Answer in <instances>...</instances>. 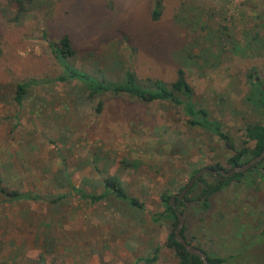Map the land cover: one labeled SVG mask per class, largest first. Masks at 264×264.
I'll list each match as a JSON object with an SVG mask.
<instances>
[{"label": "rangeland", "instance_id": "obj_1", "mask_svg": "<svg viewBox=\"0 0 264 264\" xmlns=\"http://www.w3.org/2000/svg\"><path fill=\"white\" fill-rule=\"evenodd\" d=\"M155 1L30 0L17 15L14 0H0L1 185L64 194L63 170L87 193L99 194L102 178L114 177L126 196L90 205L74 197L6 202L0 194V264H145L152 256L148 264H178L165 245L171 220L152 221L160 195L177 194L205 166L227 170L232 155L165 102L87 98L74 83H53L31 88L17 106L16 82L59 74L49 42L66 35L67 61L112 81L130 71L138 82L168 84L181 69L192 100L236 148L245 125L264 124L255 97H247L250 78L264 93V0H160L152 21ZM200 178L216 184L209 174ZM203 188L185 194L186 240L223 264H264V170L222 186L206 209L196 200Z\"/></svg>", "mask_w": 264, "mask_h": 264}, {"label": "trees", "instance_id": "obj_2", "mask_svg": "<svg viewBox=\"0 0 264 264\" xmlns=\"http://www.w3.org/2000/svg\"><path fill=\"white\" fill-rule=\"evenodd\" d=\"M28 2H30V0H14L17 15L24 11L23 7L25 3ZM154 3V8L150 16L152 21H155L159 16L160 0H156ZM48 48L54 61L60 68L59 74L51 79L30 78L25 81L16 82L14 84L13 102L17 106H20L25 94L30 91V89L33 87H41L53 83H74V85H76V87L80 91L86 92L87 98L100 97L103 95H110L116 97L123 96L128 99H133L142 103L165 102L178 107L180 109L181 115L184 117L189 127L198 128L215 136L219 141L223 143V145L227 149L232 151V155L228 157L225 161V164L228 167L227 170L220 168L218 165L205 166L203 168H209L213 171L221 169L223 172H227L230 168L234 166H241L253 159L254 157L258 156L264 148V124L245 125L242 129V144L239 146V148L234 147L232 139L225 132L222 131L221 124L217 121L209 119L208 112L205 110V108L199 106L192 100V89L186 83L184 79V73L181 69H176L175 79L168 84H165L158 80L149 79L143 82H138L134 74L130 71H125L123 75L119 79H117V81H112L106 78H98L92 74H88L83 70L73 67L67 61L68 57L72 56L73 50L66 35H63L55 43L49 42ZM249 81L250 92L247 97H249L250 100L255 97V102H257L256 108H258L260 110L261 115L264 116V93H261V91L257 92L258 88H255V86H259V82H256L252 78H250ZM100 109L101 102H98L96 105V110L99 112ZM248 142L251 143V145L246 147L245 145ZM262 161L253 165L247 171L254 169L264 170V165L261 163ZM194 173H192L189 179L193 176ZM59 175L60 176L58 177V180L60 181L59 183L61 188H66V193L64 194H57L53 196L40 195L30 192H7L5 188L1 185V179L0 194L4 197L6 202L45 201L51 204L56 202H62L67 197L77 198L83 202H87L90 205H94L100 200L106 199L108 195H112L121 200L126 198L122 188L120 187L119 182L114 177H103L101 180L102 191L99 194H95L93 192L87 193L82 189L73 186L69 175L65 171L62 170ZM241 177L242 174H233L222 182H220L219 178L217 177L215 185L205 184L202 179L198 177L187 192H191V190H193L196 184L201 183L204 188L199 191L196 200L202 199L200 205L203 207V209H206L208 207L207 200L210 195L217 192L222 186L228 184L229 182L238 181ZM182 188H180V190ZM170 197L171 195L169 196L164 193L160 195L161 210L155 217H152V221L157 222L160 219L171 220L172 228L170 233L167 235L165 245L168 249L174 252L175 256L177 257L178 264H201L197 257L188 255L184 251L182 246L178 245L173 239V231L176 226V216L174 214L175 211H173V208H171V206L168 204V200ZM184 199L190 202V199H188L185 195ZM127 203L135 204V206H141V204L137 203L134 199L128 200ZM260 234L261 236L264 235V221ZM180 235L185 242L191 245L190 242L187 241L184 236V226H182L180 230ZM193 247L202 251L197 246ZM202 252L205 254V258L208 264H223L225 261L224 259L220 258H210L206 255L204 251ZM153 259V256L150 258H146L144 260L145 264L150 263Z\"/></svg>", "mask_w": 264, "mask_h": 264}, {"label": "water", "instance_id": "obj_3", "mask_svg": "<svg viewBox=\"0 0 264 264\" xmlns=\"http://www.w3.org/2000/svg\"><path fill=\"white\" fill-rule=\"evenodd\" d=\"M263 159H264V148L258 156L254 157L253 159H251L250 161H248L247 163H245L241 166H234V167L230 168L227 172H223L221 169L213 171L209 168H201L200 170L196 171L193 174V176L188 180L187 184L178 192V194L173 195L169 198V205L171 206V208H173L174 198H176L177 200H181L183 198V196L186 194V192L188 191V189L191 187V185L196 181V179L203 174H209L213 177H217L219 175V177H218L219 181H223L233 174H242V173L246 172L253 165L262 161ZM187 205H188V203L185 202L182 212L181 213H175L176 226H175V229L173 231V239L178 245L182 246V248L184 249V251L188 255L197 257L198 260L201 262V264H208L207 260L205 258V254L202 251H200L199 249L189 245L187 242H185L181 238L180 230H181L183 223H184L185 209H186Z\"/></svg>", "mask_w": 264, "mask_h": 264}, {"label": "flooded vegetation", "instance_id": "obj_4", "mask_svg": "<svg viewBox=\"0 0 264 264\" xmlns=\"http://www.w3.org/2000/svg\"><path fill=\"white\" fill-rule=\"evenodd\" d=\"M217 177H219V175L217 176ZM217 177H215V178H217ZM178 194V193H177ZM173 195H176V194H172L171 196H173ZM185 202H187L188 203V205L190 204V202L189 201H186L185 199H184V196H183V198L181 199V200H177L176 198H174V200H173V211H175V209H174V206H175V204H181L182 205V209H181V211H180V213L182 212V210H183V208H184V203ZM168 204H169V200H168ZM175 213H178V212H174V214Z\"/></svg>", "mask_w": 264, "mask_h": 264}]
</instances>
